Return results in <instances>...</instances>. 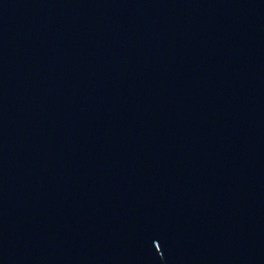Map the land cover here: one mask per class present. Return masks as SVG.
I'll use <instances>...</instances> for the list:
<instances>
[{"label":"water","instance_id":"water-1","mask_svg":"<svg viewBox=\"0 0 264 264\" xmlns=\"http://www.w3.org/2000/svg\"><path fill=\"white\" fill-rule=\"evenodd\" d=\"M0 264H264V0H0Z\"/></svg>","mask_w":264,"mask_h":264}]
</instances>
